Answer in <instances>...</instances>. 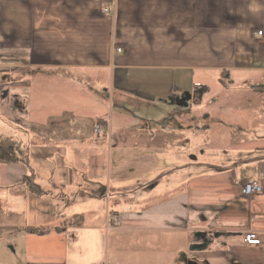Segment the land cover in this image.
Masks as SVG:
<instances>
[{
    "label": "crops",
    "instance_id": "1",
    "mask_svg": "<svg viewBox=\"0 0 264 264\" xmlns=\"http://www.w3.org/2000/svg\"><path fill=\"white\" fill-rule=\"evenodd\" d=\"M200 72L264 74V0H0V97L31 141L0 162V264H264V122L196 164L177 119ZM124 98L144 117L114 121Z\"/></svg>",
    "mask_w": 264,
    "mask_h": 264
},
{
    "label": "rangeland",
    "instance_id": "2",
    "mask_svg": "<svg viewBox=\"0 0 264 264\" xmlns=\"http://www.w3.org/2000/svg\"><path fill=\"white\" fill-rule=\"evenodd\" d=\"M40 75L41 73H38L37 80L43 81L45 77L43 74V76ZM240 76L239 73H232L229 77H226V75L221 76L216 75V73L210 74L208 72H200L197 78H201L204 81L197 83V85L202 87L198 86L199 88L196 93L198 94L200 90L204 91V84L208 86L209 93L204 95L201 103L194 104L192 100L188 101V103L183 101L179 103L180 105L178 104L179 106L186 107V109L179 110V113L182 115H179L177 119L182 126H185V131H183L181 137L184 136V133L186 136H189L185 137V139L191 141L189 148L194 152L196 158L194 162L198 165L209 163L220 165L223 163L221 158L227 153L231 156H236L241 153L239 151L233 152L232 150L228 151V149H225L227 147L223 145V139L231 141V143L248 139L254 141L256 140V135L261 133V131L257 129L262 128L264 122V96L261 97V94H264V92H262L264 88L260 86H264V74L249 75L248 78H244L246 81L237 82ZM216 78L221 79L223 84L226 85V88L218 85L214 81ZM44 96L43 94L38 95V97L43 98L42 100H45ZM122 102H125L126 105L122 106ZM8 103L9 101L5 103L6 108H4V112L6 110L7 112L4 113V116L0 115V134H2L3 138L6 140L12 137V141H19L20 150L24 151L23 149L25 148L27 152L29 143L31 142L30 134L22 129V127L16 125L18 116H15V114L11 112L9 113V109L7 108L9 105ZM109 104L110 103H108V108ZM0 105H4V103L1 101ZM137 105L141 104L133 98L117 100L116 106L112 111L114 121L118 120L115 117L117 113L119 116H125L126 118H131V115L139 118L144 117L138 112ZM31 109H33V107H31ZM252 110L256 113L253 114ZM109 114L111 115V109ZM6 116H12L16 124ZM193 116L196 117L197 121L195 127H192V125L188 126L191 121L194 122ZM205 116L210 117V119L206 120ZM170 118L173 120L172 116H170L168 121ZM25 123L26 122L23 120L21 124ZM101 123V120L91 122L93 132H95V126H100L102 125ZM104 132H107V130L104 129ZM31 137L33 139L32 135ZM6 140L4 141L6 142L4 144V149L9 148L8 144L11 143ZM11 149L16 153L14 154L16 155L15 157L20 158L18 148L12 147ZM9 168L13 169L11 166H9ZM15 169L22 170L25 168L23 165H20L15 167ZM201 169L204 170L205 166H202ZM143 170L146 169H139V167L134 169L135 179L132 180L133 183L139 181L145 175V171ZM163 182L166 183V180L164 179ZM140 183L139 181V186L135 188L138 193L143 188Z\"/></svg>",
    "mask_w": 264,
    "mask_h": 264
},
{
    "label": "built area",
    "instance_id": "3",
    "mask_svg": "<svg viewBox=\"0 0 264 264\" xmlns=\"http://www.w3.org/2000/svg\"><path fill=\"white\" fill-rule=\"evenodd\" d=\"M104 12L107 13V12H110V10L105 9ZM254 36L255 37H262V32L261 31L256 32L254 34ZM115 52L121 53V48H116ZM95 132L102 133V129L99 125L95 126ZM241 192L245 197H251L253 195L260 194L262 192V188L257 182H255L253 180H248L243 185ZM242 241L244 244H246L248 246H259L261 244V242L257 238L256 234L253 232L244 233L242 236Z\"/></svg>",
    "mask_w": 264,
    "mask_h": 264
},
{
    "label": "trees",
    "instance_id": "4",
    "mask_svg": "<svg viewBox=\"0 0 264 264\" xmlns=\"http://www.w3.org/2000/svg\"><path fill=\"white\" fill-rule=\"evenodd\" d=\"M221 84L224 86L223 82H221ZM3 98L6 99V102L9 101L8 104H9V108L10 109H12L13 111H15V109H17L20 113L23 112L25 107H22V105L20 103H18L16 98L8 97V96L7 97H3ZM3 98H2V100H4ZM4 141L0 142V162L1 163H5V164H13V163H15L17 161V158L15 157L16 155H14L16 153H14V151L11 148L12 147L18 148V143L15 142V141H12L11 139H8L6 141L11 142V143L8 144L9 148L4 149V144L6 143ZM31 232L40 233V230L39 229H35V230H31Z\"/></svg>",
    "mask_w": 264,
    "mask_h": 264
},
{
    "label": "water",
    "instance_id": "5",
    "mask_svg": "<svg viewBox=\"0 0 264 264\" xmlns=\"http://www.w3.org/2000/svg\"><path fill=\"white\" fill-rule=\"evenodd\" d=\"M184 100H185V97L181 98V100H180V101H181V102H183ZM185 105H186V104H185Z\"/></svg>",
    "mask_w": 264,
    "mask_h": 264
}]
</instances>
